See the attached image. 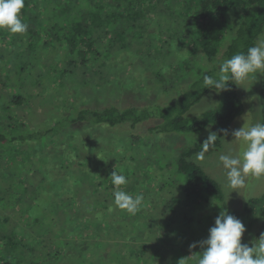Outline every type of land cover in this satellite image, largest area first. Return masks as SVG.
<instances>
[{
  "label": "trees",
  "instance_id": "16d2710c",
  "mask_svg": "<svg viewBox=\"0 0 264 264\" xmlns=\"http://www.w3.org/2000/svg\"><path fill=\"white\" fill-rule=\"evenodd\" d=\"M30 4L44 8L41 14L30 7L40 16L37 21L44 12H50L53 21L49 25L55 31L52 42L61 47L63 57L59 59H69L71 72L83 73L86 66L95 68L94 75L88 77L90 81L97 76L103 78L101 68L108 63L113 66L120 54L132 50L134 43H143L145 33L155 26L151 37L166 42L165 31H171L170 36L173 31L194 54L206 57L209 65L195 70L188 87L172 101L101 109L80 108L75 103L61 112L52 127L27 134L20 131L16 113L31 98L25 89L29 83L8 85L0 78V264H179L181 259L184 264H196V256L203 250L197 242L207 239L210 229L199 235L191 226L198 212L214 201L224 202L219 183L188 159L203 151L202 145L181 154L174 169L171 167L170 194L173 196L176 187L179 194L171 200L162 196L157 203L145 195L143 207L131 215L115 207L114 189L108 178L115 170L129 182L137 178L133 175L137 167L129 166L125 149L112 153L118 147L113 148L108 163L95 166L89 155H80L81 147L86 149L89 142L81 141L77 126L124 127L138 142L136 129L145 122L155 123L150 130L162 134L197 132L214 125L217 139L205 155L215 152L225 130L244 113L237 86L230 84L223 90L218 107L201 117L190 121L187 115L203 97L215 91L204 87L203 77H215V67L220 63L257 45L264 33V0H24L23 10ZM233 22L235 34L229 36ZM151 51L145 54L151 55ZM193 69L189 61H184L183 67L176 66V72L190 73ZM53 70L54 75L61 73L56 67ZM160 76L164 83L170 82L163 74ZM99 86L102 88L103 83ZM9 89L14 92L7 99L3 95ZM31 145H35L34 152L22 149ZM36 146L43 151L39 162ZM21 154L25 157L18 159ZM131 159L135 160L134 156ZM128 182L121 187L133 197L150 193L141 192L138 180ZM167 188L159 187L158 193ZM159 204L164 208L158 209ZM228 213L243 222V237H249V242L264 233V196L251 198L241 210ZM219 214L210 216L211 227L215 225L213 216ZM144 229L151 236L145 238ZM190 238H195L196 248H190ZM170 252L175 255L171 257Z\"/></svg>",
  "mask_w": 264,
  "mask_h": 264
},
{
  "label": "rangeland",
  "instance_id": "374dc122",
  "mask_svg": "<svg viewBox=\"0 0 264 264\" xmlns=\"http://www.w3.org/2000/svg\"><path fill=\"white\" fill-rule=\"evenodd\" d=\"M28 6L27 10L22 9L20 14L22 21L28 25L26 33L11 34L6 30H0V78L8 85L16 82L29 83L25 89L30 92L31 98L27 99L20 106L19 112L16 113L20 131L25 134L52 127L61 112H66L71 108V105L75 106L77 103L80 108L101 109L108 106H118L120 108L145 107L172 101L188 87L195 70L203 69V67L209 65L206 57L201 53L194 54L191 47L187 43H183L178 36H175L173 31L171 36L169 34L171 31L168 33L165 31L164 38L166 42L162 39L158 40L157 37L156 39L154 36L151 37L150 35L156 32L157 26H155L149 28L148 32L145 33L143 43H134L132 50L120 54L113 66L108 63L101 68V72L105 75L103 78L97 76V79L94 77L90 81L88 77L94 75V67L86 66L82 68L83 73H74L71 72L72 67H70L69 59H59L63 55L59 51L61 47L52 42L51 36L53 37L55 31L52 25H49V22L53 21L50 12H44L42 20L38 19L37 21L40 16L36 12L30 11V7L35 8L41 14H43L44 8L39 4ZM234 22L229 36L235 34L233 32L236 26ZM36 33L41 34L32 38ZM26 42L27 44H24ZM261 42H264V33L257 44ZM227 44L228 40L221 46L220 55ZM152 49L154 51H151ZM149 50L151 55L147 56L145 52ZM184 61H189L190 67L194 69L190 73L185 72V70L176 72V66L179 64L183 67ZM98 65L94 64V66ZM54 67L61 72V76L60 74H57L58 76L54 75ZM215 70L217 74L219 66L215 67ZM161 74L170 82L164 83ZM101 82L103 83L102 88L99 86ZM30 83L36 84L30 85ZM114 83L116 84L113 85ZM263 85L264 75L257 74V80L251 78L243 82L240 87L237 86L239 97L244 105V113L226 130L228 134L223 136L221 146L215 152L209 155L204 154L205 158L203 160L196 159L198 153L188 158L200 166L209 177L215 179L224 193L222 204L215 202L216 204L209 205L208 209L196 210V213L200 212H198L197 218L191 227H194L199 235L211 228L212 219H210V216L214 213L219 214L221 212L220 206L228 212L241 210L249 199L264 196V177L260 179L247 177L245 187L240 188L239 192L229 188L227 186L226 170L219 161V156L222 154L238 157L242 151V145L233 141L234 137L231 133L234 130L240 129L246 123L248 125L264 123ZM11 92L14 91L9 89L3 97L8 99ZM223 95V91L210 92L190 111L187 118L191 121L201 117L209 109L218 107L223 100ZM153 124L155 123L145 122L138 126L136 129L138 142L133 139L130 130L124 127L103 128L92 126L91 129H85L84 125H78L81 141L89 142V147L86 145V149L81 147L80 155L82 157L89 155L92 160L91 163L101 167L110 161L112 153L117 154L125 149V154L129 157L128 162L131 163L129 166L131 168H133V165L137 167V170L136 168L133 170V175L137 178H130L128 183L133 184L134 180H138L137 185L141 192H150L148 194L144 193L143 197L145 195L149 196L156 203L161 201L162 196H166L171 200L174 195L179 194L177 187L173 196L170 194L173 191L170 180L172 178L171 167L174 169L173 164H176L178 157L191 147L197 144L203 145L210 132L217 134V127L210 125L197 132L162 134L150 130V126ZM44 143H46V140ZM114 147H118L119 150L112 152ZM22 149L34 152L35 145L24 146ZM38 150L40 157L36 158L37 162L42 159L41 152H43L42 149L38 148ZM100 156H106V158H100ZM132 156L135 160L131 159ZM24 157L25 155L21 154L17 158ZM120 167L121 165L117 168ZM121 170H123V167ZM164 185H167L168 188L163 190V193H158V188ZM157 208L164 207L159 204ZM213 217V220L217 218L216 215ZM21 223L19 224L24 226L22 221ZM146 229H144L145 238L151 236L150 233L148 235ZM248 238L247 236L243 237L242 243L252 247L254 240L251 243L249 242L250 238ZM194 239L190 238L188 240L189 245L196 241ZM169 254L171 257L175 255L174 252Z\"/></svg>",
  "mask_w": 264,
  "mask_h": 264
},
{
  "label": "clouds",
  "instance_id": "9594fccd",
  "mask_svg": "<svg viewBox=\"0 0 264 264\" xmlns=\"http://www.w3.org/2000/svg\"><path fill=\"white\" fill-rule=\"evenodd\" d=\"M23 8L24 0H0V30L11 34L26 33L28 25L20 18ZM257 74L264 75V42L249 47L246 53L238 52L224 60L215 77H203V84L205 88L221 92L227 90L230 84L240 87L246 80H257ZM231 134L233 141L242 145V151L238 157L222 154L219 161L226 170L227 186L238 191L245 187L247 177H264V123H246ZM216 139L217 134L210 132L202 145L203 151L197 154L196 159L203 160ZM108 179L113 185L116 208L134 215L143 207L142 194L133 197L122 189L121 186L128 182L124 175L114 170ZM245 231L241 220L230 215L226 209L222 210L215 219V225L210 228L207 239L197 242L203 250L196 256V264H264V233L249 247L242 243ZM197 243L190 245V248H196ZM179 264H184V259Z\"/></svg>",
  "mask_w": 264,
  "mask_h": 264
}]
</instances>
